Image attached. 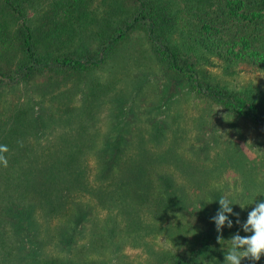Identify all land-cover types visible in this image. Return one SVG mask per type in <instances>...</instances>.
Returning a JSON list of instances; mask_svg holds the SVG:
<instances>
[{
	"label": "rangeland",
	"instance_id": "1",
	"mask_svg": "<svg viewBox=\"0 0 264 264\" xmlns=\"http://www.w3.org/2000/svg\"><path fill=\"white\" fill-rule=\"evenodd\" d=\"M144 1L158 9L157 33L169 45L177 44L191 52L203 78L216 80L228 90L255 98L264 112V69L241 60L229 63L213 55L207 57L204 51L188 44L196 10L199 7L210 10L214 0ZM51 3L52 0H30L21 20L8 16L7 27L15 28L24 22L30 28L36 27ZM121 4L122 0L83 2L80 9L77 8L76 20L68 28V36L60 43L62 49L94 57L101 39L102 20L113 24L122 12ZM63 36L52 33L50 40L61 41ZM46 42L48 38H41L40 45ZM122 46L120 53L102 66H92L77 75L69 74L58 85L53 78H45L46 70H38L35 75L17 81L0 82V139L15 123L11 121L18 123L17 113H21L17 142L28 141L29 146L32 143V154H40L39 147L46 144H57L61 131L69 127H73L72 134L76 138L81 133L77 130L81 123L84 137H91L93 142L85 154L89 166L82 167L89 181H83L79 187L70 185L69 193L62 195L67 197L63 207L51 213L42 207L35 189L24 182V177L37 172L32 170L30 174L25 170L27 157L19 155L17 161L6 168L1 165L0 171L15 172L12 178L0 180V187L10 180L8 190L2 191L1 207L6 206L5 211L14 205L26 208L30 228L27 231L18 225L11 228L5 225V242H0V264H39L44 257L57 256H72L77 261L89 260L88 263L93 264H147L153 261L158 250L174 247L164 233L167 226L173 230L177 227L176 231L186 226L188 235L195 225H202V216H207L211 222L219 209L220 196L227 195L232 201L234 213L254 206L264 196V127L253 118L238 116L196 95L184 79L173 78L153 57L139 29L132 32ZM21 62L18 51L3 52L0 47V69L15 70ZM105 82L108 84L101 89L103 92L100 90L92 96L95 92L92 89ZM61 91L68 93L63 97L59 94ZM88 103L92 107L85 112L80 107ZM52 107L57 113L49 120L46 112ZM33 115L40 116L41 125ZM89 115L92 118L88 119ZM86 116L87 122L79 121ZM115 144L123 150V155L131 157L128 163L141 157L143 151L144 163L158 166L155 169L169 177L167 182L171 185L167 188L174 186L181 206L174 209V216L164 218L160 212L158 216L146 213L148 227L144 231L141 220L131 225L127 210L136 198L128 193L120 195L116 190L109 192L107 187L114 188L118 184L98 175L96 171L102 166L93 165L95 152L113 150ZM10 151L11 148L8 155H18ZM161 179L157 176V184L164 186ZM55 189L53 193L60 194L58 187ZM83 204L90 207L88 216L75 224L71 241L60 240L56 229L67 224V216ZM211 225L215 227L212 222ZM238 232L241 236L250 235L241 229Z\"/></svg>",
	"mask_w": 264,
	"mask_h": 264
},
{
	"label": "trees",
	"instance_id": "2",
	"mask_svg": "<svg viewBox=\"0 0 264 264\" xmlns=\"http://www.w3.org/2000/svg\"><path fill=\"white\" fill-rule=\"evenodd\" d=\"M87 1L52 0L50 7L36 27L30 28L24 22L15 28L11 27V29L7 27L10 19L8 16L11 15L21 20L30 0H0V47L3 52L16 50L22 56V62L15 70L0 69V82L17 81L35 75L38 70H46L48 75L45 78H53L58 85L69 74L77 75L92 66H102L109 58L117 56L122 45L125 44L126 38L139 29L149 43L154 54L153 57L162 63L164 68L173 75V78L184 79L189 82L196 95L204 96L222 109L238 116L253 118L255 122L264 127V112L255 98H251L243 92L228 90L216 80L203 78L191 52L182 50L177 44L169 45L166 39L157 33L160 15L152 3L144 0H122L119 9L122 12L119 13L115 22L109 24L108 20H102L99 32L101 39L94 57L77 55L69 50H63L60 43L66 39L69 26L78 16L77 8L80 9L81 4ZM213 4L210 10L200 7L196 10V18L190 28L188 44L204 51L207 57L213 55L221 61L229 63L241 60L264 69V0H214ZM86 13L89 12L86 11ZM71 28L73 29V25ZM52 33L64 36L59 37L61 41L57 39L51 41ZM41 38H48V42L44 46L40 45ZM107 84L108 82H105L99 88H91L93 91L95 90L91 93L92 96H96L98 91L106 87ZM101 91L103 92V90ZM61 93L65 97L68 92L61 91L59 94ZM91 107L92 105L88 103L80 108L89 112ZM64 110L67 111V108ZM46 113L50 120L56 115V108L52 107ZM17 114L18 123L15 125L16 121H11V123H15L7 131L8 136L11 135V137L4 134L3 139H0V145H6L8 149L11 148L10 152L16 151L18 154L8 155V152L4 154L8 160V167L9 164L17 161L19 155L27 157L25 170L30 174L32 170L37 172L31 174L33 176L24 177V182L26 181L35 189L39 194L42 207L49 213L60 210L67 200V197L62 195L69 193L70 185L79 187L83 181L85 183L89 181L82 167L89 166L85 154L90 150L92 139L84 137L83 124L81 123L77 128L81 133L76 138L72 134L73 127H69V130L61 131L57 144H46L43 148L39 147L40 154H32V143L29 146L28 141L23 144H20L21 141L17 142L22 126V115L21 113ZM33 118L41 125L40 116L33 115ZM87 118L86 116L79 121L87 122ZM90 118L92 116L88 119ZM32 132L34 133V131ZM103 143L106 144V141ZM112 149H107V152L100 150L95 152L93 165L102 166L100 171H96L98 175L118 184L114 188L107 187L109 192L116 190L120 195L128 193L136 198L129 203L130 209L127 210V213L131 215L129 216L131 225H137L141 220V228L144 231L148 227V222L145 219L146 213L158 216V212H160L162 217L174 216L173 213L176 214L174 209H179L181 206L175 196L174 186L167 188L168 185H171L170 182H167L169 177L165 176L162 170H156L155 168L158 166L145 164L143 151L140 153L141 157L138 156L128 163L131 157L123 155L121 153L123 150L119 145H113ZM29 155L33 156L29 157ZM157 157L162 158L159 155ZM5 170L4 172L0 171V180L10 179L15 174L13 171L8 173ZM43 171L46 173L43 174ZM156 174L159 178L162 177L164 186L157 184ZM9 181L3 182V186L0 187V200L3 199L2 191L9 188ZM53 183L55 187H58L60 194L53 193V190H56ZM50 185L52 188L47 187ZM260 201H264V196L258 202ZM1 204L2 201H0V242L4 243L5 225L9 228L18 225L28 231L30 214L21 205L9 207L8 212L5 211L6 206L2 208ZM79 206L67 216V224H62L56 229L60 240L71 241L75 224L78 225L82 217L88 216L89 205ZM254 206L237 212L241 224L246 221L248 212ZM206 217L202 216V225H195L188 235L186 226L178 231H176L177 227H174L173 230L171 227L162 226V229L165 228V235L168 236L174 247L158 250L152 258L153 261L147 264H224V255L230 247L228 240L240 229V225L236 223L237 217L229 216L233 220V226L232 228L225 226L221 230L223 241L220 243L217 241L218 233L211 225L212 220L210 219L211 222H209ZM183 219L180 218L181 223L184 221ZM11 246L9 244V247ZM88 262L90 261H77L72 256L67 258L57 256L44 257L39 264H93ZM241 264H252V262L245 259ZM255 264H264V258Z\"/></svg>",
	"mask_w": 264,
	"mask_h": 264
},
{
	"label": "clouds",
	"instance_id": "3",
	"mask_svg": "<svg viewBox=\"0 0 264 264\" xmlns=\"http://www.w3.org/2000/svg\"><path fill=\"white\" fill-rule=\"evenodd\" d=\"M7 152L8 147L0 145V165L5 168L8 166L7 157L4 155ZM218 203L219 209L211 220L215 224L219 243L223 241L221 230L225 226L228 228L233 226V220L229 218L230 215L237 217L236 223L240 225V229L244 233H250V235L245 236H241L239 232L233 234L232 238L228 240L230 247L224 255V264H241L242 260L245 259L255 264L264 256V201L255 202V206L248 212L247 219L242 224L238 218V213L233 212L231 207L233 203L227 195L220 196Z\"/></svg>",
	"mask_w": 264,
	"mask_h": 264
}]
</instances>
